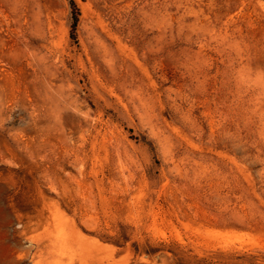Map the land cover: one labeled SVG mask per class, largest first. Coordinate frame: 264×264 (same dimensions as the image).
I'll list each match as a JSON object with an SVG mask.
<instances>
[{
  "label": "rangeland",
  "instance_id": "rangeland-1",
  "mask_svg": "<svg viewBox=\"0 0 264 264\" xmlns=\"http://www.w3.org/2000/svg\"><path fill=\"white\" fill-rule=\"evenodd\" d=\"M74 2L0 0V264H264V0Z\"/></svg>",
  "mask_w": 264,
  "mask_h": 264
},
{
  "label": "trees",
  "instance_id": "trees-1",
  "mask_svg": "<svg viewBox=\"0 0 264 264\" xmlns=\"http://www.w3.org/2000/svg\"><path fill=\"white\" fill-rule=\"evenodd\" d=\"M72 6H73V12H74V29H76L77 26V22H78V14H79V8L77 7L76 3L74 2V0H72ZM237 259L240 261L242 259H244L243 257H237ZM178 264H191V263H186L183 259H181L179 261ZM208 264H213V262H209Z\"/></svg>",
  "mask_w": 264,
  "mask_h": 264
}]
</instances>
